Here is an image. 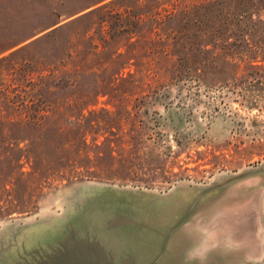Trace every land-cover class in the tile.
<instances>
[{"label": "rangeland", "instance_id": "374dc122", "mask_svg": "<svg viewBox=\"0 0 264 264\" xmlns=\"http://www.w3.org/2000/svg\"><path fill=\"white\" fill-rule=\"evenodd\" d=\"M0 264H264V0H0Z\"/></svg>", "mask_w": 264, "mask_h": 264}, {"label": "trees", "instance_id": "16d2710c", "mask_svg": "<svg viewBox=\"0 0 264 264\" xmlns=\"http://www.w3.org/2000/svg\"><path fill=\"white\" fill-rule=\"evenodd\" d=\"M242 13H243V10L239 8V9H238V12H237L238 19L242 18ZM255 58H256V56L253 57V58L251 57L250 59H253L252 61H254ZM261 60H262V58H261Z\"/></svg>", "mask_w": 264, "mask_h": 264}]
</instances>
